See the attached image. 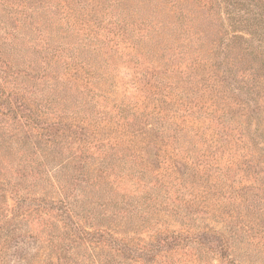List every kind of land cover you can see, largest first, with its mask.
Returning <instances> with one entry per match:
<instances>
[{"label":"trees","instance_id":"16d2710c","mask_svg":"<svg viewBox=\"0 0 264 264\" xmlns=\"http://www.w3.org/2000/svg\"><path fill=\"white\" fill-rule=\"evenodd\" d=\"M218 1L0 0V264H264V0Z\"/></svg>","mask_w":264,"mask_h":264},{"label":"rangeland","instance_id":"374dc122","mask_svg":"<svg viewBox=\"0 0 264 264\" xmlns=\"http://www.w3.org/2000/svg\"><path fill=\"white\" fill-rule=\"evenodd\" d=\"M206 3H209V7L211 8V9H217V11H219L218 9H219V7H218V3H219V1L217 2V0H204ZM214 1V2H213ZM213 5H211V4ZM201 5V4H200ZM222 13V12H221ZM222 16H224V14H222ZM219 23V22H218ZM217 38L215 37V40H216ZM258 67V66H257ZM263 67V70H261V71H259V69H260V66H259V69H257L261 74H262V76H263V74H264V65L262 66ZM253 68L254 67H251V66H247L246 67V70L248 71V73L249 74H251V73H256V71H254L253 70ZM240 70V69H239ZM138 95H139V93H138V91L137 92H135V91H131V90H128V89H126V87H125V85H124V83L123 82H119V91H118V95H117V97H118V99H120V100H125V105H128L130 102H132V101H134V102H136L137 101V97H138ZM262 97H264V91H263V94H262ZM264 99V98H263ZM261 103H263V102H261ZM117 104H119V105H122V103H117ZM112 105V104H111Z\"/></svg>","mask_w":264,"mask_h":264}]
</instances>
